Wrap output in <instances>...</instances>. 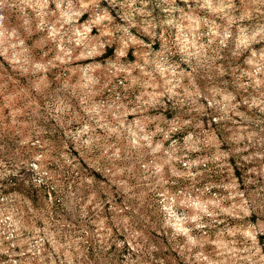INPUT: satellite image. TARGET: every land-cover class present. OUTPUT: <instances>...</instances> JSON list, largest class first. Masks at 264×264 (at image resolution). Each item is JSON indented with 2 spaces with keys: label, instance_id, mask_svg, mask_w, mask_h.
Listing matches in <instances>:
<instances>
[{
  "label": "clouds",
  "instance_id": "1",
  "mask_svg": "<svg viewBox=\"0 0 264 264\" xmlns=\"http://www.w3.org/2000/svg\"><path fill=\"white\" fill-rule=\"evenodd\" d=\"M0 58V264H264V0H0Z\"/></svg>",
  "mask_w": 264,
  "mask_h": 264
},
{
  "label": "rangeland",
  "instance_id": "2",
  "mask_svg": "<svg viewBox=\"0 0 264 264\" xmlns=\"http://www.w3.org/2000/svg\"><path fill=\"white\" fill-rule=\"evenodd\" d=\"M87 19V15H85L82 19H81V23L83 22V20ZM93 34L96 33V29H93ZM38 39V37H37ZM41 47L43 48L44 51H48V44L41 42ZM155 47H159L158 44L155 45ZM36 51H40V48H37ZM109 55L112 54V50L109 49ZM55 53L54 52H49V56L47 57V59L49 60V62L54 58ZM2 59V58H0ZM135 57L131 55H129V60H134ZM52 73H55V76L52 77L53 79H59L61 76V72L58 68L53 67L51 69ZM0 73H8L10 74L9 70H8V66L5 64L3 67H0ZM49 73L45 72L42 76V79L40 81V85L44 86L46 83H49ZM0 83H3L4 86L7 88L8 82L7 79H3L0 80ZM12 83L14 84H18L19 87L14 89L13 91L9 92V93H5L3 95H0V115H3L4 117L8 118V121L10 122L12 119V116L14 114L19 113V115H23V109L22 108H14V105H23L24 102L28 99V89L26 87H24V82L23 81H17V80H13ZM28 121L21 119L20 120V124L23 125L24 127L28 126ZM42 127V126H41ZM11 135V133L5 131L4 132V136L5 138H8ZM44 135L45 136H51V135H55V133L52 130L49 129H45L44 130ZM55 149V145L53 143V150ZM13 151H15V148H13ZM77 152L74 149L73 150V158H75ZM7 162V161H5ZM233 167H234V171H235V175L237 177L241 176V170L240 167L237 166V161L235 159H233L231 161ZM104 175H107V173L105 172ZM224 175H227V173H225ZM255 215V214H254ZM260 242L262 245H264V236L260 237ZM177 253H172L171 255V261L172 264H185V262L183 260L177 262L176 257H177ZM2 259H7L6 257L2 258Z\"/></svg>",
  "mask_w": 264,
  "mask_h": 264
}]
</instances>
